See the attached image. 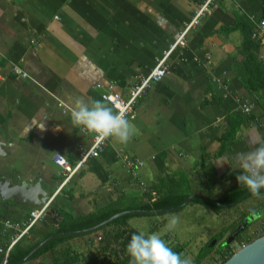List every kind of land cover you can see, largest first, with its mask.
<instances>
[{
    "label": "crops",
    "instance_id": "crops-1",
    "mask_svg": "<svg viewBox=\"0 0 264 264\" xmlns=\"http://www.w3.org/2000/svg\"><path fill=\"white\" fill-rule=\"evenodd\" d=\"M200 2L0 0V182L7 180L9 189L26 184L22 192L35 197L45 191L59 212L58 223L44 218L47 224L57 226L66 214L78 217L108 205L135 209L160 197L217 200L237 182L242 170L235 158L264 142V125L243 122L222 151L219 137L228 127L225 118L247 117V105L264 121V95L249 92L237 74L245 58L239 24L264 15V0L218 1L187 34L186 44L172 51L164 76L137 99L127 117L136 133L126 145L108 140L61 187V169L52 161L60 153L74 165L79 146L88 147L91 139L59 102L73 110L77 99H102L99 81L113 82L126 98ZM14 66L31 78L14 74ZM125 156L142 161L135 176L123 166ZM9 189L0 196V221L24 222L38 205ZM193 200L198 199L185 207L212 210ZM139 215L127 219L129 227ZM5 229L7 244L13 231ZM97 234L70 235L54 253L33 261L50 263L66 248L77 261L79 252L88 254L86 248L99 243Z\"/></svg>",
    "mask_w": 264,
    "mask_h": 264
},
{
    "label": "trees",
    "instance_id": "trees-1",
    "mask_svg": "<svg viewBox=\"0 0 264 264\" xmlns=\"http://www.w3.org/2000/svg\"><path fill=\"white\" fill-rule=\"evenodd\" d=\"M242 31L244 32V40L242 41L241 49L242 52L245 54L244 61L239 66L238 76L245 86V88L251 93H262L264 95V60L262 58H258V50H259V43L256 39L252 37V23H248L247 21H242L240 24ZM264 106V104H263ZM256 117L254 114H248L246 117H234V116H227L225 120L228 123V127L219 137L220 140V147L219 151H222L226 146V143L230 140H233L236 134V129L243 122L250 123L251 120ZM248 189L243 186L239 185L238 181L234 183L228 191L217 200L224 203H231L239 198L243 193H245ZM260 194H264V189H261ZM171 195V193H170ZM252 195H248L242 201L246 200L247 198L251 197ZM186 195L178 197L176 200L170 199L169 197H160L153 201L138 203L134 207L135 209H160V208H167L179 205ZM197 201L204 206L212 209L214 212L218 213L223 210L225 207H221L218 205H214L208 202H204L201 200H193ZM240 203V202H239ZM237 205V204H236ZM235 206V205H234ZM128 208H120L114 205H108L105 207L98 208L94 211H91L87 214L82 216L75 217L73 215L66 214L64 216L63 221L59 222L57 226H52L47 224L44 220L40 221L41 227H36V224L30 227L28 233L22 236L9 250L7 256L6 264H20L21 260L43 239L48 238L52 235H55L60 232L66 231H75L80 229H85L88 227H92L101 221L107 219L108 217L114 215L117 212L127 210ZM259 213L264 214V199L261 202L259 207H256L254 210L248 211L244 213L238 223L234 224L229 230H226L222 233L217 234L215 237L216 244L219 240H221L226 233H231L243 220L245 216L251 213ZM131 215H123L120 216L107 225L93 231V233L97 234L98 249L100 252L106 254L110 252V247L114 243H117L120 246V249L123 253L121 257L120 253L116 256L112 255V263L111 264H129L130 257L126 252V246L129 242L131 236L135 234H139L134 228H131L127 224V219ZM8 218V217H6ZM4 220L10 219H3L0 221V244L6 245L5 239L9 235V231L6 230L4 225ZM122 226V228H121ZM5 227V228H4ZM112 227V229L107 230V228ZM153 230V229H152ZM92 233V232H90ZM261 235H257L260 237ZM74 236H62L53 238L47 241L37 252H35L26 262L33 261L38 259L41 255L45 253H54L56 250V246L67 239H70ZM226 239V238H225ZM225 241V240H224ZM253 241L252 237H243L240 234L235 237L233 241L220 248H216V244L210 247L207 244L203 249H201L194 258V262L192 264H201L205 257L216 248V252L220 254L221 262L220 264L224 263L228 260L233 254L234 251L231 249L230 245L234 242L238 244H248ZM173 251L180 253L182 247L178 244H170L169 245ZM118 250V249H117ZM62 257H54V259L50 263H45L44 261H38L35 264H76V259L74 258L73 254L70 253V249L66 248L61 251ZM4 255L0 253V264L3 260ZM76 257V256H75ZM105 259L102 257L100 262H103ZM85 264H98V259H94L92 261H88ZM25 262V263H26Z\"/></svg>",
    "mask_w": 264,
    "mask_h": 264
},
{
    "label": "built area",
    "instance_id": "built-area-1",
    "mask_svg": "<svg viewBox=\"0 0 264 264\" xmlns=\"http://www.w3.org/2000/svg\"><path fill=\"white\" fill-rule=\"evenodd\" d=\"M218 1L219 0H201V2L194 9L191 18L182 25L177 38L163 53L161 58L157 61L156 65L145 75L141 76L138 81L131 86L129 94L126 98H123L120 93L115 90V84L113 82L104 84L99 81L95 86L103 90L101 93V98L109 102V104L115 109V111H123L126 114V117L130 116L137 99L143 96L146 90H148L154 82L159 81L164 76L167 70L166 61L172 51L178 46H184L186 44L187 34L192 29H194L202 21V19L212 11V9L217 6ZM250 19L252 23V37L259 43V49L261 52L260 55L264 60V15L259 16L258 18L251 17ZM31 42L35 43V40H31ZM209 58L210 56L207 57V59ZM12 72L14 74L21 75L22 77H29L28 74L18 66H14L12 68ZM59 104H62L63 111L72 112V110L64 103L59 102ZM251 109L252 106L247 105L243 110L247 114H250ZM251 122L258 125H264V121L260 120L258 117H254ZM79 131L84 134H88L81 128H79ZM90 137V145L88 147L79 146L78 160L74 165H71L66 157H64L62 154H53L52 161L61 169L60 171L62 181L60 187L68 182L72 175L75 174V172H77L84 165L88 158L98 156L100 151L108 142V140H106L103 143H99L95 141L93 135H90ZM140 165H142V161H138L137 159H132L126 156L123 158V166L132 176L136 175V167ZM49 206L50 199H48L45 203L31 209L27 220L21 223L11 220H4V226L8 229H11L13 233L12 235H10V238L5 246L0 245V253L4 255L1 264H6L10 248L22 236L28 233L30 227L44 219L46 210L49 208ZM256 234H260L261 236L264 235V226L260 227Z\"/></svg>",
    "mask_w": 264,
    "mask_h": 264
},
{
    "label": "clouds",
    "instance_id": "clouds-1",
    "mask_svg": "<svg viewBox=\"0 0 264 264\" xmlns=\"http://www.w3.org/2000/svg\"><path fill=\"white\" fill-rule=\"evenodd\" d=\"M71 121L74 126L93 135L99 143L112 140L126 145L136 133L135 125L126 114L115 111L103 99H77L71 112ZM234 165L242 170L236 177L239 185L245 186L252 196L258 197L261 189H264V142H258L248 152L239 153ZM252 215L257 213L253 212ZM178 220V217L172 216L166 228L171 230ZM126 252L130 257L129 264H192L190 258L173 251L156 233H134L127 243Z\"/></svg>",
    "mask_w": 264,
    "mask_h": 264
},
{
    "label": "rangeland",
    "instance_id": "rangeland-1",
    "mask_svg": "<svg viewBox=\"0 0 264 264\" xmlns=\"http://www.w3.org/2000/svg\"><path fill=\"white\" fill-rule=\"evenodd\" d=\"M263 199L264 194H260L258 197L251 196L235 206L224 208L223 212L219 215H217L216 212H213V210H210L212 212H204L202 210L188 209L186 208L187 206L183 209L160 214L163 216L157 214L139 215L131 220L130 226L139 231V233L159 234L168 245L175 243L180 245L182 247L180 254H182L183 257L190 258L193 263L197 253L215 239L213 237L229 230L234 224L238 223L244 213L259 207ZM172 216L178 217L179 220L171 230H168L166 225ZM235 218L236 220H233ZM255 218L256 219L253 220L250 226L240 233L241 236L252 237L253 240L258 238L256 232L260 227L264 226V214L257 213ZM153 227H155V229H153ZM229 234V232L226 233L217 244L215 242L213 245L216 244V248L223 246V239L228 237ZM75 239H71L70 242L73 244ZM244 245L246 244H238L237 242H234L230 247L236 252ZM216 248L205 257L201 264H220L221 257L220 254L216 252ZM86 252L99 254L100 251L97 247V243H95L94 246L86 248ZM111 263L112 258H106L104 264ZM24 264H35V261H29ZM98 264L102 263L99 262Z\"/></svg>",
    "mask_w": 264,
    "mask_h": 264
},
{
    "label": "water",
    "instance_id": "water-1",
    "mask_svg": "<svg viewBox=\"0 0 264 264\" xmlns=\"http://www.w3.org/2000/svg\"><path fill=\"white\" fill-rule=\"evenodd\" d=\"M27 187H28V185L21 184V185H17L16 187L9 189L10 187H8L7 180L4 179L3 181L0 182V196L4 198L7 194V189H9L10 192L21 191L20 194L18 193L19 196L24 197V199L30 201V204H33V205H41L48 200L49 195L45 191L43 193L36 194L37 195L36 197L34 195L33 196L28 195L29 191H27L26 193L22 192V191H26ZM16 194H17V192H16ZM250 194L251 193L249 192V190H247L239 198H237L235 201H233L231 203L220 202L218 200L203 197L200 195H188L187 197L184 198V200L179 205L172 206V207L160 208V209L155 208V209H149V210H144V209L123 210V211L115 213L114 215L108 217L107 219L101 221L100 223H98L92 227H88V228L80 229V230H75V231L60 232V233L52 235L48 238L43 239L21 260L20 264L25 263L47 241H49L53 238L90 233V232H93V231L107 225L112 220H114L120 216H123V215H134V214H140V215L143 214L144 215V214H160V213H165V212H171V211L182 209L192 199L202 200V201H205V202H208V203H211L214 205H218L221 207H231V206H234V205L238 204L239 202H241V200H243L245 197H247ZM30 198H32V199H30ZM57 214L59 215V212H56L54 207L49 206V208L46 210V215L44 218L46 221H49V222L56 224V223H58V220H59V219L55 218V216ZM243 227H244V222L239 224L235 228V230H233L228 235V237H226L224 243L228 244L231 241H233L235 239V236L243 229ZM215 242H216V240L213 239L209 243V245L212 246ZM222 264H264V235L254 239L250 243H248V244L244 245L243 247H241L240 249H238L236 252H234V254L228 260H226Z\"/></svg>",
    "mask_w": 264,
    "mask_h": 264
},
{
    "label": "flooded vegetation",
    "instance_id": "flooded-vegetation-1",
    "mask_svg": "<svg viewBox=\"0 0 264 264\" xmlns=\"http://www.w3.org/2000/svg\"><path fill=\"white\" fill-rule=\"evenodd\" d=\"M256 216L257 215H252V213L245 216L243 218V220L240 222V224L244 222V227L237 235H239L244 229L248 228L250 226V224L253 222V220L256 219L255 218ZM223 240H225V238ZM97 247H98V242H97ZM118 253H120L121 257L123 256V253L120 249V246L117 243H114L113 245H111L110 252H107L106 254H104L102 252H99V254L98 253L97 254H94V253H88L87 254L84 252H79V254L76 257L77 258L76 264H85L87 262L86 260L92 261L96 258L100 260V259H102V257H104L105 260L101 263L104 264L106 261V258H110V257L112 258V255L116 256ZM99 260H98V262H100Z\"/></svg>",
    "mask_w": 264,
    "mask_h": 264
}]
</instances>
